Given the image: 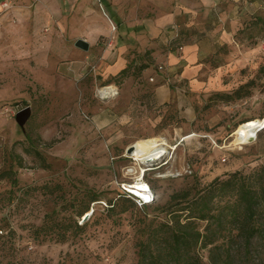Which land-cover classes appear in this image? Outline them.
Wrapping results in <instances>:
<instances>
[{
	"label": "rangeland",
	"instance_id": "374dc122",
	"mask_svg": "<svg viewBox=\"0 0 264 264\" xmlns=\"http://www.w3.org/2000/svg\"><path fill=\"white\" fill-rule=\"evenodd\" d=\"M235 3L229 5L232 10L241 5L240 0ZM94 9L105 15L112 29L103 7L96 3ZM243 11L236 31L253 13L264 15V0H253ZM212 13L215 17L216 11ZM57 27L62 28V23ZM179 27L174 23L173 35L180 33ZM43 28L47 32L49 26ZM192 31L182 37L181 45L199 37L195 33L200 29ZM250 31H238L231 48L224 44L202 55L213 83L208 87L183 83V90L166 107L139 108L134 124L124 122L117 113L124 104L119 90L105 89L111 86L109 79L97 72L105 49L93 53L94 67L80 68L77 76L66 75L57 81L43 75L45 85L37 83L31 71L38 63H46L42 58L47 51L28 52L33 67L28 71L0 67V173L12 166L19 180L13 185L9 177L0 178V264H137L136 210L106 215L107 200L120 189L131 190V185L148 178L166 200L186 184V176L197 175L205 185L226 173L250 172L264 164V126L247 143H241L235 133L249 120L264 119V36L254 44ZM110 41L107 38L103 48ZM18 47L12 46L18 51L17 59ZM6 53L10 59V52ZM139 54L130 58L133 65L137 58L138 71L144 64ZM228 65V70L218 73L220 66ZM40 70L47 74L49 69ZM250 81H254L250 95L237 101L224 102L213 96ZM28 105L32 115L23 129L16 115ZM153 138L166 148L155 158L142 161L134 156V147L127 151L134 143ZM14 154L22 157V166ZM45 185L58 188L51 193ZM89 189L101 199L92 204L96 221L86 233L65 243L33 236V228L46 211L54 206L72 210L69 200L82 197ZM136 202L140 206L143 201L136 198ZM203 254L207 256L206 251Z\"/></svg>",
	"mask_w": 264,
	"mask_h": 264
},
{
	"label": "crops",
	"instance_id": "0c3cea01",
	"mask_svg": "<svg viewBox=\"0 0 264 264\" xmlns=\"http://www.w3.org/2000/svg\"><path fill=\"white\" fill-rule=\"evenodd\" d=\"M236 1L0 0V67H19L28 71L33 68L28 52L47 51L42 58L46 63H38L36 70L31 71L36 82L45 85L43 75H51L57 81L65 79L66 75L77 76L80 68L94 67L93 53L105 49L95 69L97 67L103 79H110L124 68H130L118 82L109 83L119 90L124 102L118 106L117 113L124 122L134 124L139 108L148 111L166 107L174 101L175 94L183 90V83L195 87H208L213 83L212 76L206 71L209 64L202 60V55L220 45L233 46L243 9L253 3V0H240L241 7L237 5L232 10L230 6ZM4 2H8L9 7H3ZM96 3L103 7L115 28L111 29L105 15L94 9ZM212 19H215L213 24ZM57 23H62V28L57 27ZM174 23L180 24L179 39L171 31ZM46 25L49 26L47 32L43 30ZM193 29H200L199 34L195 33L199 37L181 45L182 37L192 35ZM79 38L89 42L88 50L75 45ZM107 38H111L109 47L103 48ZM18 44L19 59L18 51L12 48ZM179 49L184 53L181 54ZM8 51L10 59H6ZM138 53L144 62L140 71L135 66L137 58L135 65L134 59L130 61ZM62 61L67 62L61 64ZM40 68L49 70L46 74ZM226 68L228 70L229 65L220 66L218 73Z\"/></svg>",
	"mask_w": 264,
	"mask_h": 264
},
{
	"label": "trees",
	"instance_id": "16d2710c",
	"mask_svg": "<svg viewBox=\"0 0 264 264\" xmlns=\"http://www.w3.org/2000/svg\"><path fill=\"white\" fill-rule=\"evenodd\" d=\"M248 30L254 44L264 36L262 13L242 21L234 36ZM129 69L124 68L108 82H118ZM253 84L250 81L232 92L217 91L213 96L224 102L237 101L250 95ZM34 153L41 157L40 151ZM14 156L22 166V157ZM5 177L13 185L19 182L12 166L0 173V178ZM183 179L186 184L173 190L166 200L148 178L145 181L153 194L150 201L138 206L136 196L124 188L107 200V216L136 210L137 264H264V164L250 172L226 173L205 185L197 175ZM45 186L51 193L58 188ZM100 199L97 191L89 189L82 197L69 200L72 210L52 207L33 228V236L54 237L65 243L86 233L96 221L92 204ZM90 211L92 214L81 222Z\"/></svg>",
	"mask_w": 264,
	"mask_h": 264
},
{
	"label": "bare ground",
	"instance_id": "6f19581e",
	"mask_svg": "<svg viewBox=\"0 0 264 264\" xmlns=\"http://www.w3.org/2000/svg\"><path fill=\"white\" fill-rule=\"evenodd\" d=\"M105 89H113V86H108ZM264 126V119L249 120L246 123L242 124L237 131V138L241 143H247L253 140L258 135V129ZM135 149L133 153L136 159L138 160H148L153 159L155 156L159 155L161 152L165 151L164 143H159L156 138L148 139L144 141H138L132 145ZM133 149V150H134ZM131 190L138 197L147 198L148 191L150 189L146 181H138L136 184L131 185Z\"/></svg>",
	"mask_w": 264,
	"mask_h": 264
},
{
	"label": "water",
	"instance_id": "95a60500",
	"mask_svg": "<svg viewBox=\"0 0 264 264\" xmlns=\"http://www.w3.org/2000/svg\"><path fill=\"white\" fill-rule=\"evenodd\" d=\"M75 45L78 48H81L83 50H88L90 47L89 42H87L85 39L83 38H79L77 39V41L75 42ZM32 115V108L31 106H24L22 108H20L17 111V115H16V121L17 123L23 128L25 129V125L28 122V120L30 119ZM128 152H132L133 151V146L128 147L127 149ZM150 160V159H148ZM92 214V211H90L89 213H87L84 217V220L87 219L90 215Z\"/></svg>",
	"mask_w": 264,
	"mask_h": 264
},
{
	"label": "built area",
	"instance_id": "2783aa9c",
	"mask_svg": "<svg viewBox=\"0 0 264 264\" xmlns=\"http://www.w3.org/2000/svg\"><path fill=\"white\" fill-rule=\"evenodd\" d=\"M3 7H9V3L8 2H4L3 3ZM113 28H115V26L113 27ZM178 32V31H177ZM176 35H178V33L176 34ZM161 69L163 68L162 66L160 67ZM151 80H154V78H151ZM224 160H226V158H224ZM189 172H192L191 170L189 171ZM127 191H129V192H131L132 194H134L135 196H136V198H138V199H140V200H142L143 202H146V201H150L152 198H153V194H152V191L149 189V191H148V199L147 200H145V199H143V198H141V197H138L135 193H133V191L132 190H130V189H128V188H125Z\"/></svg>",
	"mask_w": 264,
	"mask_h": 264
}]
</instances>
